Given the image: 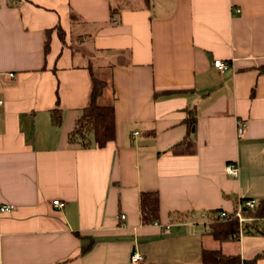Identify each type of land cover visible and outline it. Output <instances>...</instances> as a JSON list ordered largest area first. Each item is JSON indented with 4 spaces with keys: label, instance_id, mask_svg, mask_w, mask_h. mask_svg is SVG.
Wrapping results in <instances>:
<instances>
[{
    "label": "crops",
    "instance_id": "1",
    "mask_svg": "<svg viewBox=\"0 0 264 264\" xmlns=\"http://www.w3.org/2000/svg\"><path fill=\"white\" fill-rule=\"evenodd\" d=\"M263 68L264 0H0V206L13 204L0 210V264H204L203 248L255 258L264 234L222 242L210 221L264 198ZM92 75L117 128L86 148L69 135ZM142 191L160 196L153 224Z\"/></svg>",
    "mask_w": 264,
    "mask_h": 264
},
{
    "label": "trees",
    "instance_id": "2",
    "mask_svg": "<svg viewBox=\"0 0 264 264\" xmlns=\"http://www.w3.org/2000/svg\"><path fill=\"white\" fill-rule=\"evenodd\" d=\"M59 28L60 37L64 40V31ZM52 28L47 31L46 51L50 47L49 37ZM264 71V68L262 69ZM107 86L106 80H102L92 75V87L89 94L88 104L82 108L81 114L77 119L75 129L70 133L69 139L72 142L81 143L83 147H92L98 145L104 147L109 141L116 137V110L113 103H100L101 95ZM188 124V134L193 133L197 127V115L194 109L189 108V116L186 119ZM54 122L61 123V117L54 115ZM140 209L142 222L153 224L160 220V196L157 191L141 192ZM219 211V210H218ZM217 211L213 212L215 215ZM246 217L254 218L245 224V234L262 233L264 234V198L258 201V206L253 210H244ZM240 230V221L237 218L227 221H215L211 224L210 232L220 241L234 239V236ZM89 246L84 247L83 252ZM202 263L204 264H251L259 258H264V250L259 252L255 258L247 260L240 254L225 253L221 248H203Z\"/></svg>",
    "mask_w": 264,
    "mask_h": 264
},
{
    "label": "built area",
    "instance_id": "3",
    "mask_svg": "<svg viewBox=\"0 0 264 264\" xmlns=\"http://www.w3.org/2000/svg\"><path fill=\"white\" fill-rule=\"evenodd\" d=\"M214 66L218 69V71H220L221 73H225L228 71V68L230 67L229 63H227L226 61H224L221 58L215 59L214 60ZM4 101L2 99H0V105H3ZM246 127V123L242 120H240L238 122V127H237V131L239 134H243V131ZM239 164L238 163H234V162H230L227 166H226V172L227 174L237 177L238 173H239ZM53 203L58 206V207H63L65 205V203L63 201H60L59 199H54ZM239 206L233 210V211H229V210H219L215 213L214 216L211 217V221L215 222V221H227V220H232V218H237L240 221V230L239 232H237L235 234V238L236 239H240L241 236H243L244 233V226L247 223V221L249 220H254V218L251 217H246L243 214L244 210H253L254 208H256L258 206V200L256 198H247V199H243L239 202L238 204ZM13 207V204L11 205H1L0 206V210L1 211H10L11 208ZM125 217V216H123ZM143 255L136 252L133 256H132V260L133 262H140L142 260Z\"/></svg>",
    "mask_w": 264,
    "mask_h": 264
}]
</instances>
